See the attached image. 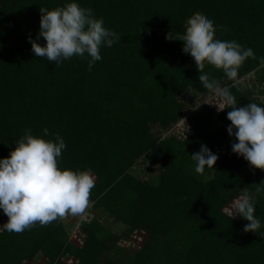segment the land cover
<instances>
[{"label":"trees","instance_id":"1","mask_svg":"<svg viewBox=\"0 0 264 264\" xmlns=\"http://www.w3.org/2000/svg\"><path fill=\"white\" fill-rule=\"evenodd\" d=\"M68 2L92 9L121 37L112 47L101 46L102 59L91 70L87 54L57 65L32 51L29 38L40 31V7ZM197 12L214 22L216 39L234 40L255 54L240 67L238 83L210 65L204 71L230 90L238 107H264L252 84L240 80L256 67L264 82V0H0V159L26 129L50 140L55 137L45 136L44 128L58 133L66 144L59 166L90 170V202L126 227L116 235L97 218L85 220L82 244L70 239L61 220L19 234L2 229L0 264H28L37 257L43 264H69L63 260L69 256L76 264H264V239L244 231L246 219H232L224 210L249 191L264 232V194L255 191L264 171L232 151L238 142L227 131L232 109L196 104L211 93L184 42L166 38L184 34ZM37 42L46 43L42 36ZM183 115L191 128L187 137L153 131L155 125L170 128ZM214 117L223 124L220 134L213 130ZM202 145L218 159L199 174L192 154ZM145 154L161 163L159 184L132 171ZM136 228L149 237L140 250L125 252L119 238Z\"/></svg>","mask_w":264,"mask_h":264},{"label":"clouds","instance_id":"2","mask_svg":"<svg viewBox=\"0 0 264 264\" xmlns=\"http://www.w3.org/2000/svg\"><path fill=\"white\" fill-rule=\"evenodd\" d=\"M40 31L37 39L29 38L36 57L47 58L59 65L73 56L87 54L89 70L96 61L102 59V45L112 47L121 37L104 26L102 18L94 17L93 10L81 7L76 2H68L54 9L40 7ZM46 43H38L39 37ZM167 39L184 42L183 51L190 53L199 70V81L209 93L219 97L218 111L230 108L227 119L231 124L228 134L236 141L232 151L249 162L250 167L264 171V107L256 103L238 107L235 96L219 82L211 79L204 71L206 64L222 70L227 79L238 83V72L246 59H255L251 48H243L236 41H221L215 38L214 22L197 12L185 23V32ZM55 139L34 136L29 129L15 144L8 157L0 159V209L8 217L3 228L17 234L30 230L37 224L47 226L67 216L85 213L90 205L91 191L95 179L88 171H74L59 166V158L66 148L64 139L58 134ZM196 162L195 171L203 174L205 166L213 168L218 156L207 146L192 154ZM257 194H264V181L257 184ZM256 208L252 197L245 193L236 199L229 211L232 219L237 216L249 223L245 232H254L264 239L260 232L261 222L254 213Z\"/></svg>","mask_w":264,"mask_h":264},{"label":"rangeland","instance_id":"3","mask_svg":"<svg viewBox=\"0 0 264 264\" xmlns=\"http://www.w3.org/2000/svg\"><path fill=\"white\" fill-rule=\"evenodd\" d=\"M252 71L245 76H243L240 80L245 81L246 83H250L253 86V90L256 94V97L259 99L264 100V82L259 79L260 75L255 72L256 67H252ZM200 100L196 104L198 106L200 105V108H202L204 103H210L212 107L217 108L216 105H219L222 103L221 99L219 97L214 96L213 94L209 95L208 97L204 98L203 101ZM201 102V103H200ZM213 130L216 131L218 134L222 133V122L217 119L216 117L212 120ZM153 131L160 135L161 137H165L169 134L174 133L179 138L183 139L188 136V134L191 133V128L189 126L187 117L185 115L181 116V118L173 124L168 129H163L159 127L158 125H155ZM161 170V163L157 161L155 163L154 160H152L148 154L142 155L137 159V161L132 166V171L135 175L139 176L143 181H148L154 184H159V179L157 177L158 173ZM88 172L94 177V174L88 170ZM212 171L208 174L209 177L212 175ZM245 193H247L251 197V193L249 191H244L241 194H239L237 197L233 198L227 205L224 206V210L229 214V211L232 209V205L234 201L241 196H243ZM254 201L253 195H252V202ZM94 218L99 219L103 224L110 227V229L115 232L116 235H121L123 231H125L126 227L125 225L115 222L114 219H112V216L106 213L103 208H94L93 203L90 202L89 207L85 211L84 214L78 215V216H67L65 219L61 220L62 223L65 225L67 232L69 233L70 239H72L77 244H82L86 238L87 235L82 230V224L85 220H92ZM8 217L4 214L3 211H0V230L4 229L3 224L7 222ZM149 237V233L141 228H136L135 231H132L127 236H120V246L124 248V250L135 252L140 250L141 246L146 242V240ZM108 254V253H107ZM114 257V255H112ZM117 258V257H116ZM115 258V259H116ZM63 260L69 264H76L77 258L75 256H69L64 257ZM127 263L130 262V257H128V260L125 259ZM43 258L37 257V259L34 258L32 260V263L28 264H43Z\"/></svg>","mask_w":264,"mask_h":264}]
</instances>
